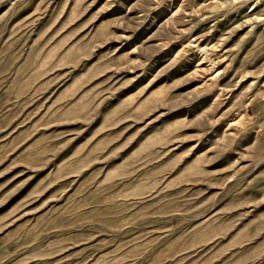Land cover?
Here are the masks:
<instances>
[{
  "label": "rangeland",
  "instance_id": "374dc122",
  "mask_svg": "<svg viewBox=\"0 0 264 264\" xmlns=\"http://www.w3.org/2000/svg\"><path fill=\"white\" fill-rule=\"evenodd\" d=\"M0 264H264V0H0Z\"/></svg>",
  "mask_w": 264,
  "mask_h": 264
}]
</instances>
